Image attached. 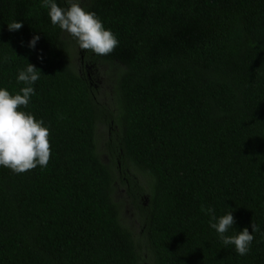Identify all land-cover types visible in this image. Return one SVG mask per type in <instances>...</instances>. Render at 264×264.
<instances>
[{
    "label": "trees",
    "instance_id": "16d2710c",
    "mask_svg": "<svg viewBox=\"0 0 264 264\" xmlns=\"http://www.w3.org/2000/svg\"><path fill=\"white\" fill-rule=\"evenodd\" d=\"M41 3L0 0V88L24 87L27 63L41 71L21 110L51 146L47 167L0 166V264H264V0H80L119 41L107 56L80 49ZM202 205L232 211L227 235L259 227L246 255Z\"/></svg>",
    "mask_w": 264,
    "mask_h": 264
},
{
    "label": "clouds",
    "instance_id": "9594fccd",
    "mask_svg": "<svg viewBox=\"0 0 264 264\" xmlns=\"http://www.w3.org/2000/svg\"><path fill=\"white\" fill-rule=\"evenodd\" d=\"M65 3L67 6L61 7L55 0H42L41 7L48 9L51 24L74 38L80 49L91 50L99 56L111 54L119 44L111 30L105 29L95 13L81 7L80 0H65ZM22 26L13 21L8 24V30L18 31ZM38 40L39 36H33L28 46L34 48ZM40 75L39 69L27 63L17 75V82L24 87L15 94L0 88V166L16 174L26 173L38 165L47 167L51 156L48 127L31 112L21 110V106L28 107L35 94L33 85ZM201 211L209 217V226L217 232L223 245H233L239 255L249 252L254 239L252 233L259 231L257 225H251V232L244 228L234 235H227L235 222L232 211L217 216L214 208L203 205Z\"/></svg>",
    "mask_w": 264,
    "mask_h": 264
},
{
    "label": "rangeland",
    "instance_id": "374dc122",
    "mask_svg": "<svg viewBox=\"0 0 264 264\" xmlns=\"http://www.w3.org/2000/svg\"><path fill=\"white\" fill-rule=\"evenodd\" d=\"M79 53L78 50L74 51V53L72 54V64L78 68L79 65V60H78V56L77 54ZM93 67V66H92ZM92 75H94L93 71L91 72ZM102 73H98L97 76H93L95 79V82L97 84V86H99V88L101 89H110V78H101ZM112 85V83H111ZM96 144L99 150H101V148H103V141L106 137V132H107V126L103 124V122H99L97 127H96ZM102 161L104 162H108V157L107 155L102 154L101 156ZM116 197L120 200H126V197L124 198V191L121 188L117 189V194ZM136 210L133 206H131V204L127 201L126 202V206H124L121 209V217L124 220V222L126 223V225L130 226V229L134 232L137 233L139 232V224L137 221V214H136Z\"/></svg>",
    "mask_w": 264,
    "mask_h": 264
}]
</instances>
